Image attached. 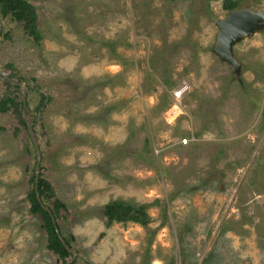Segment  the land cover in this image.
I'll return each instance as SVG.
<instances>
[{"label":"rangeland","instance_id":"rangeland-1","mask_svg":"<svg viewBox=\"0 0 264 264\" xmlns=\"http://www.w3.org/2000/svg\"><path fill=\"white\" fill-rule=\"evenodd\" d=\"M29 1L38 43L0 15V97L25 94L73 264H264V27L233 45L238 79L212 49L223 0ZM35 161L26 125L0 112V264H61L30 211ZM114 198L144 203L148 225L106 227Z\"/></svg>","mask_w":264,"mask_h":264},{"label":"trees","instance_id":"trees-1","mask_svg":"<svg viewBox=\"0 0 264 264\" xmlns=\"http://www.w3.org/2000/svg\"><path fill=\"white\" fill-rule=\"evenodd\" d=\"M238 4L239 0L222 1V6L227 10L236 8ZM0 15L10 16L13 20L21 22L23 29L33 40L37 43L41 40L43 34L38 26L36 7L29 0H0ZM174 83V80L167 82L169 86ZM7 84L10 85L9 82H7ZM44 99L45 95L41 93L40 105L43 103ZM21 108L22 100L12 92L5 93L0 97V112L13 109L18 114L19 120L26 125L21 115ZM32 177L34 179V175ZM38 192L41 197V202L36 198L33 182V186L27 194L30 202V211L41 216L42 225L45 229L47 238L46 247L58 256L61 260V264H64L66 258L70 255L66 245L71 246V236H64L62 234L58 213L61 208H66V205L55 196L53 186L48 179L42 176L41 172H39L38 178ZM42 202L51 209L55 217V224L48 211L41 205ZM97 214L102 217L106 227L111 226L114 222L126 221H133L147 226L151 218L144 203L132 202L122 198H114L105 202L98 208ZM60 234L63 240L60 238ZM102 234L103 232H100L99 236ZM73 262L69 264H73Z\"/></svg>","mask_w":264,"mask_h":264},{"label":"water","instance_id":"water-1","mask_svg":"<svg viewBox=\"0 0 264 264\" xmlns=\"http://www.w3.org/2000/svg\"><path fill=\"white\" fill-rule=\"evenodd\" d=\"M218 30L216 33L215 42L213 45V51L217 54L223 61L230 64L233 68V73L235 76L240 79L241 74V63L233 53V45L240 41L243 38L249 37L254 34L256 31H259L264 27V10L262 9H253L251 7H239L233 8L226 12L224 16L217 17L215 21ZM1 30V26H0ZM0 73H4L0 67ZM8 82L12 83L11 78L8 77ZM48 96L45 95L43 103L47 101ZM22 108L26 106L25 94L21 96ZM26 127L28 134L32 140L34 151L36 155L35 161V173H34V189L36 198L41 202V197L38 192V178L40 172V148L36 134L33 130L32 120H26ZM43 208L48 211L52 221L55 224V217L51 209L41 203ZM56 226V225H55ZM60 238L63 240L61 234ZM68 251L72 253V257L65 261L64 264H69L72 262L76 252L73 248L66 245Z\"/></svg>","mask_w":264,"mask_h":264},{"label":"built area","instance_id":"built-area-1","mask_svg":"<svg viewBox=\"0 0 264 264\" xmlns=\"http://www.w3.org/2000/svg\"><path fill=\"white\" fill-rule=\"evenodd\" d=\"M189 90V84L186 80H181L171 89V103H170V114L179 115L182 112V100ZM189 141V137H177L179 144H186ZM158 151V149H157Z\"/></svg>","mask_w":264,"mask_h":264}]
</instances>
